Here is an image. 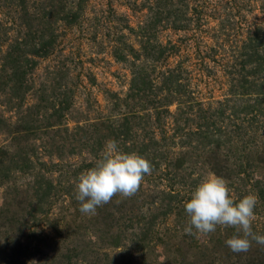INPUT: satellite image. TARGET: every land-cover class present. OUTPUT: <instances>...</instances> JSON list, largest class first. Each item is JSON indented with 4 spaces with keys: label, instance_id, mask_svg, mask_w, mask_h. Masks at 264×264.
<instances>
[{
    "label": "rangeland",
    "instance_id": "374dc122",
    "mask_svg": "<svg viewBox=\"0 0 264 264\" xmlns=\"http://www.w3.org/2000/svg\"><path fill=\"white\" fill-rule=\"evenodd\" d=\"M111 139L150 173L82 213ZM209 172L264 234V0H0V264H264L185 232Z\"/></svg>",
    "mask_w": 264,
    "mask_h": 264
},
{
    "label": "clouds",
    "instance_id": "9594fccd",
    "mask_svg": "<svg viewBox=\"0 0 264 264\" xmlns=\"http://www.w3.org/2000/svg\"><path fill=\"white\" fill-rule=\"evenodd\" d=\"M151 165L146 157L119 148L114 139L106 141L93 166L77 177L76 199L80 211L95 214L98 206L107 203L114 194L133 195ZM256 197L246 194L238 200L231 197L225 179L214 172L207 173L188 194L184 210L188 216L185 232H214L216 227H232L235 233L225 240L233 252H245L251 242L264 245V234L252 228Z\"/></svg>",
    "mask_w": 264,
    "mask_h": 264
},
{
    "label": "trees",
    "instance_id": "16d2710c",
    "mask_svg": "<svg viewBox=\"0 0 264 264\" xmlns=\"http://www.w3.org/2000/svg\"><path fill=\"white\" fill-rule=\"evenodd\" d=\"M257 97V99H261V94H258L255 96V98Z\"/></svg>",
    "mask_w": 264,
    "mask_h": 264
}]
</instances>
